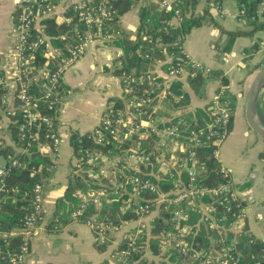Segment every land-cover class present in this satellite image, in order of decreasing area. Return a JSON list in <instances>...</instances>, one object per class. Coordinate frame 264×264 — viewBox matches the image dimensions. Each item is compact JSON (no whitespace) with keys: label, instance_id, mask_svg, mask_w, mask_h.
<instances>
[{"label":"built area","instance_id":"built-area-1","mask_svg":"<svg viewBox=\"0 0 264 264\" xmlns=\"http://www.w3.org/2000/svg\"><path fill=\"white\" fill-rule=\"evenodd\" d=\"M202 1L194 0L197 4ZM160 6V12L181 18L182 10L175 3L160 0ZM69 14L78 18L85 31L75 28L65 57L63 50L52 44L54 38L47 35L44 22L53 18L58 23L69 22L72 19ZM116 15V9L106 0H15L12 44L0 63V116L10 120L15 112H19L21 138L28 140V146L33 143L47 146L54 163L60 155L57 113L66 71L83 59L90 44L115 39L114 34L104 32V27ZM42 49L47 63L39 69L34 62ZM57 58L60 61L50 67ZM189 66L208 72L191 59L183 43L172 52L163 82L158 81L152 71L139 76L122 72L126 94H130L124 100V109H117L113 104L107 106L97 127L87 134L88 138L101 145L110 139L124 141L132 134L138 135L142 141L151 140L148 148L138 146L122 157L109 158L101 154L95 157L94 160L102 159L112 169V178L106 177L111 185L103 184L98 190L83 196L80 206L72 213V219L77 221L88 208H100L103 200L111 201L122 193L127 195L125 209L135 213L138 216L136 220L110 226L92 216L85 222L96 233L99 244L112 242L116 235L122 234L117 248L120 245L125 248L114 253L111 264H131V258L143 246L146 249L144 263L141 264H152V261L162 259L152 254L149 245V238L154 237L151 232L153 223L161 213L165 215L163 221L166 224L157 235L162 256L174 250L192 264H243L237 245L247 208L239 203L231 171L221 164V149L234 117L232 98L226 88L221 87L210 105L209 119H204L201 125L195 117L188 116L187 109L165 116L164 102L173 95L170 82L187 77ZM32 68L39 69L37 75H30ZM35 79L41 80L42 87L37 96L29 93V86ZM178 98L182 99L183 95ZM39 101L47 102L48 110L55 114L42 116L37 108ZM42 126L51 144L39 143L38 130ZM205 149H211L212 157L220 163V180L216 185L203 181L199 150ZM8 161L12 167H26L13 156H9ZM143 167L148 170H143ZM126 170L132 174L126 175ZM8 171L6 160L0 161V199L6 191ZM163 178L170 184L164 190L159 185ZM34 193L33 211L25 217L23 228L12 233L20 236L22 242L18 253L7 251L5 254L9 264H25L37 224L44 219L41 183L35 185ZM149 194L155 197H145ZM202 228L212 234L213 246L207 250H196L188 237ZM230 235L235 237L229 238ZM247 236L251 241L256 240L249 233ZM4 237L0 233V259L4 254Z\"/></svg>","mask_w":264,"mask_h":264},{"label":"crops","instance_id":"crops-1","mask_svg":"<svg viewBox=\"0 0 264 264\" xmlns=\"http://www.w3.org/2000/svg\"><path fill=\"white\" fill-rule=\"evenodd\" d=\"M168 1L178 3V0ZM143 6H149L152 13L161 10L160 0H143L137 8L123 16L121 26L130 41L136 40L139 12ZM204 13L208 16L203 20V25L192 30L184 46L191 59L200 63L212 77L208 79L202 97L194 95L186 77L181 79L183 91L191 94L192 106L187 112L210 108L215 94L223 87L220 79L213 77L214 73L228 81L224 88L234 101L235 114L232 129L221 149V164L231 171L235 191L247 208L244 221L247 233L264 242V138L252 131L246 120L250 85L264 69V30L253 37H238L227 52L224 47L229 38L223 32L250 29L241 19L238 1L203 0L195 7L194 14L202 16ZM14 20L15 0H0V24L8 27L9 40L4 46V53L12 44ZM171 23L177 25L178 18L174 17ZM254 44L258 45V50L253 57H249L246 51ZM124 52L120 37L111 41H96L87 47L83 59L66 71L57 119L60 155L55 161L53 173L43 186L45 216L37 224L25 264H111L113 261L122 234L113 238L106 252L99 253L96 233L87 224L75 220L60 226L51 227L50 224L57 200L64 196L75 166L71 136L74 133L87 135L92 132L107 106L115 99L124 101L126 84L121 76L114 74L116 69L122 68ZM3 54L0 53V56ZM162 65L156 68V73L164 79L165 69H162ZM253 117L257 124L264 127V86L255 101ZM9 123V119L0 116V141L3 147L13 148L16 154H27L24 147L13 142L8 130ZM39 150L54 161L47 146L39 145ZM101 173L109 179L113 175L106 164L102 165Z\"/></svg>","mask_w":264,"mask_h":264},{"label":"trees","instance_id":"trees-1","mask_svg":"<svg viewBox=\"0 0 264 264\" xmlns=\"http://www.w3.org/2000/svg\"><path fill=\"white\" fill-rule=\"evenodd\" d=\"M117 11V15L105 24L104 32L114 34L115 37H120L121 45L124 48V55L122 58L123 65L121 69H116L114 74L121 76L122 72L139 76L142 73L153 72L155 78L163 82V78L159 77L156 73V68L162 65V69H167V58L171 56L174 49L185 42L187 37L191 34L192 30L199 28L203 25V20L208 16L204 13L202 16L194 14L197 3L194 0H179L175 3L176 7L181 8V18H178L179 23L173 25L171 21L174 15L171 13H152L149 6H143L140 9L139 17L140 24L136 32V40L130 41L129 37L123 32L121 26V19L131 10L136 8L143 0H106ZM241 15L247 26L250 28L248 31H228L223 32L228 36V42L224 47L225 51H230L233 47L235 40L238 37H253L257 32L264 30V0H237ZM263 7V8H261ZM72 14H69L71 16ZM74 16V17H73ZM69 22L58 23L55 18L46 20V33L48 36L53 37L52 44L63 50V56L68 55V46L74 35L75 28L80 31H85L84 27L80 24L78 18L73 14ZM64 37L65 39H61ZM146 38V40H144ZM149 40L151 43H149ZM258 50V45L254 44L246 53L247 56L253 57L254 53ZM148 56V57H146ZM60 60L57 58L50 63V67ZM47 59L44 55V49L37 53L34 65L36 68L44 67ZM38 69V70H39ZM38 70L31 69V76L38 74ZM212 76L206 71L198 70L192 66L188 67V75L186 81L189 84L192 92L196 96H203L205 92L206 83ZM213 77L220 79L223 87H227L228 81L218 73H214ZM126 84V81L123 80ZM171 91L173 95L168 97L164 102L165 116L191 107V94L187 91L184 92V83L182 80L170 82ZM42 91L41 80H33L29 86V93L33 95H40ZM62 88L59 96L61 98ZM183 95L182 99H179ZM130 94L125 95L127 99ZM115 108L124 109L125 102L123 100L115 99L112 102ZM48 104L45 101L37 102V108L42 116H52L54 111L48 110ZM233 108L235 114V104L233 101ZM209 108L199 109L194 112H189L188 116L195 117L199 124H203L204 119L208 120ZM58 114V113H57ZM234 119V117H233ZM21 122V115L15 112V115L10 119L8 130L10 131L13 142L19 146L24 147L27 154H16L13 148L3 147L0 141V157H3L9 167L6 176V191L0 199V233L4 234L3 249L4 254L0 259V264H9L6 261L5 254L7 251L19 252L22 242L20 236H13L12 233L16 230L23 228L25 217L33 211V202L35 198L34 187L36 184L41 183L44 186L45 181L51 176L55 169V163L50 156L43 154L39 150L38 143H33L28 146V140L22 139L19 132V123ZM232 123L229 130L232 129ZM39 143L51 144L49 135L45 128L42 126L38 130ZM151 143L150 139L141 140L138 135L132 134L124 141L110 139L105 145L96 144L87 135H80L74 133L71 136V146L74 151V157L77 160L70 176L68 187L63 197L57 200L56 208L53 216V225H64L68 222H73L72 213L77 210L81 204L82 197H86L90 191L98 190L103 184L111 185L106 177L101 174V166L104 164L102 159L94 160L99 154L112 158L114 156L122 157L129 153L132 149L141 146L148 148ZM87 151V152H86ZM201 158V170L203 171V181L208 185L218 184L220 178L218 171L220 163L216 161L211 155V149L199 150ZM9 156L15 157L20 163L26 167H12L8 161ZM143 170L148 168L143 167ZM126 175H131V171H125ZM160 188L167 189L170 187L168 181L163 178L159 181ZM145 197L154 198V195H146ZM127 195L122 193L120 197L112 199L111 201L103 200L100 208L94 206L88 208L82 216H79L77 221L85 223L87 219L92 216L96 217L97 221L107 222L110 226H117L126 221H134L137 215L130 209H125L124 201ZM240 205H244L239 201ZM165 215L162 213L158 215L152 229V238H149L150 250L154 256L161 257L160 261H152V264H192L188 259L183 257L180 253L174 250L169 251L162 256L160 250V241L157 235L160 234V229L165 222L163 219ZM246 221V220H245ZM212 234L205 229L194 231L188 239L192 247L196 250H207L211 246ZM237 249L242 255L243 264H264V243L256 238L251 241L247 236V227H243L242 231L238 233ZM230 235L229 238H234ZM147 241V238L145 237ZM111 242L107 244H96L99 253H104L108 250ZM125 246L116 248L115 252L124 249ZM142 248V247H141ZM146 246L136 252L131 258V264L144 263Z\"/></svg>","mask_w":264,"mask_h":264},{"label":"water","instance_id":"water-1","mask_svg":"<svg viewBox=\"0 0 264 264\" xmlns=\"http://www.w3.org/2000/svg\"><path fill=\"white\" fill-rule=\"evenodd\" d=\"M263 86H264V69L260 71L253 79L249 88V92L247 96V104H246L247 123L251 128V130L262 138H264V127L257 124V122L254 120L253 107L257 99V96L259 94V91Z\"/></svg>","mask_w":264,"mask_h":264},{"label":"rangeland","instance_id":"rangeland-1","mask_svg":"<svg viewBox=\"0 0 264 264\" xmlns=\"http://www.w3.org/2000/svg\"><path fill=\"white\" fill-rule=\"evenodd\" d=\"M137 8V7H136ZM134 13V12H131V14ZM9 42L8 40V27L3 26L0 24V53L1 55L4 53V46ZM3 52V53H2ZM1 59L3 58L2 56H0ZM0 161L1 162H4L5 159L3 157H0ZM101 169H102V166H101Z\"/></svg>","mask_w":264,"mask_h":264}]
</instances>
